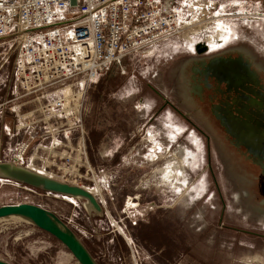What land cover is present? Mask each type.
<instances>
[{
	"label": "rangeland",
	"instance_id": "rangeland-1",
	"mask_svg": "<svg viewBox=\"0 0 264 264\" xmlns=\"http://www.w3.org/2000/svg\"><path fill=\"white\" fill-rule=\"evenodd\" d=\"M171 2L178 14L177 34L127 56L125 74L114 66L88 86L83 124L95 172L80 169L84 176L68 174L66 181L49 162V136L32 143L44 150L37 159L40 169L30 165V153L26 157L24 165L92 191L103 216L90 215L83 198L25 184L0 185V206L37 205L86 248L97 233L102 241L93 243L96 253L91 255L97 264H264L263 168L248 148L236 146L218 120L215 108L226 97L216 80L211 79L203 96L193 93L190 81L195 65L242 51L254 57L264 84V0ZM0 43V103L7 108L17 86L16 47L5 54ZM30 100L19 101L20 113L38 106L32 96ZM78 136L77 129L68 139L58 134L67 144L76 143ZM16 148L11 160H3V154L0 160L15 161ZM25 220L13 215L0 221V259L82 264L45 230L49 254L33 261L28 248L42 233H28Z\"/></svg>",
	"mask_w": 264,
	"mask_h": 264
},
{
	"label": "built area",
	"instance_id": "built-area-1",
	"mask_svg": "<svg viewBox=\"0 0 264 264\" xmlns=\"http://www.w3.org/2000/svg\"><path fill=\"white\" fill-rule=\"evenodd\" d=\"M177 17L173 3L162 0H0V42L5 54L16 47L15 84L38 101L17 115L25 139L14 160L26 164L32 143L49 136V162L66 181L84 176L80 169L93 174L83 124L88 86L112 66L125 74L127 56L174 37ZM75 129L74 144L58 137Z\"/></svg>",
	"mask_w": 264,
	"mask_h": 264
},
{
	"label": "flooded vegetation",
	"instance_id": "flooded-vegetation-1",
	"mask_svg": "<svg viewBox=\"0 0 264 264\" xmlns=\"http://www.w3.org/2000/svg\"><path fill=\"white\" fill-rule=\"evenodd\" d=\"M254 64V57L242 51L238 55H217L195 65L190 81L193 93L203 96L212 85L211 79L216 80L217 89L226 97L223 105L215 108L218 120L236 146L248 148L264 171V84ZM259 209L264 215V209Z\"/></svg>",
	"mask_w": 264,
	"mask_h": 264
},
{
	"label": "water",
	"instance_id": "water-1",
	"mask_svg": "<svg viewBox=\"0 0 264 264\" xmlns=\"http://www.w3.org/2000/svg\"><path fill=\"white\" fill-rule=\"evenodd\" d=\"M167 3L170 2L167 1ZM0 179L13 180L59 195L83 198L88 202V206L85 205V207L90 215L94 217L103 216V205L92 191L82 186L56 179L16 161L0 160ZM13 215L28 217L36 226L65 244L82 264H97L84 244L77 237L54 224L43 208L31 203L0 206V219ZM0 264L12 263L0 259Z\"/></svg>",
	"mask_w": 264,
	"mask_h": 264
},
{
	"label": "crops",
	"instance_id": "crops-1",
	"mask_svg": "<svg viewBox=\"0 0 264 264\" xmlns=\"http://www.w3.org/2000/svg\"><path fill=\"white\" fill-rule=\"evenodd\" d=\"M168 2H171L172 0H167ZM173 3V2H171ZM8 92V91H7ZM23 97L24 99H21ZM29 98V99H28ZM20 100H27V103H32L30 100V96L25 95L17 86L14 87L13 90L10 91V96L8 99V107L4 108L2 106V103H0V141L2 142V147H1V154H3V160H11L13 156V152L15 147L18 145V143L25 137L24 134L21 132L16 133L15 130V124H16V118L17 115L20 113V105L19 101ZM27 111V110H26ZM22 111V112H26ZM21 133V134H20ZM41 146V145H40ZM39 146V147H40ZM29 153L32 156L33 162L30 163V165H34L35 168L40 169L41 162L38 161V156L42 158L44 156V150H40V148L33 147L30 149ZM42 163H44L42 161ZM0 185L3 186H12V187H23L25 186L23 184H20L18 182H14L12 180H5V179H0ZM9 217L6 218H1L0 221H4L8 219ZM26 223L29 224V231L28 233L30 234H37L39 236V233H42V239L37 240L36 237L33 239L32 245L28 248L30 254L33 256L31 259L33 261H42L44 260L45 254H49V247L50 244L45 241V237H43L44 231L36 226L31 220H25ZM4 231V228H0V234L1 232ZM97 233H94L93 239L88 242V251L90 254L93 256V252L96 253V251L93 249V243L95 241H102L100 238L97 240ZM116 237V235L114 236ZM15 240L17 238L15 237ZM48 242V241H47ZM12 240V244H13ZM94 250V251H92ZM2 258V257H0ZM3 260V259H2ZM13 264V263H12ZM14 264H20L19 260H16ZM102 264V263H101Z\"/></svg>",
	"mask_w": 264,
	"mask_h": 264
},
{
	"label": "bare ground",
	"instance_id": "bare-ground-1",
	"mask_svg": "<svg viewBox=\"0 0 264 264\" xmlns=\"http://www.w3.org/2000/svg\"><path fill=\"white\" fill-rule=\"evenodd\" d=\"M216 44H217V42L215 43V45H216ZM207 45H208V47L211 46L210 44H207ZM212 45H213V44H212ZM202 46H203V47H206V44H204V45H202ZM199 47H200V46H199ZM203 47H202V49H204ZM215 47H217V46H215ZM210 48H211V47H210ZM85 205L88 206V202H87V200L85 201ZM26 218H27L28 220H30L28 217H26Z\"/></svg>",
	"mask_w": 264,
	"mask_h": 264
},
{
	"label": "trees",
	"instance_id": "trees-1",
	"mask_svg": "<svg viewBox=\"0 0 264 264\" xmlns=\"http://www.w3.org/2000/svg\"><path fill=\"white\" fill-rule=\"evenodd\" d=\"M114 66H112L111 68H110V71L112 70V68H113ZM122 242H123V245H124V247H126V245H125V241L122 239Z\"/></svg>",
	"mask_w": 264,
	"mask_h": 264
}]
</instances>
